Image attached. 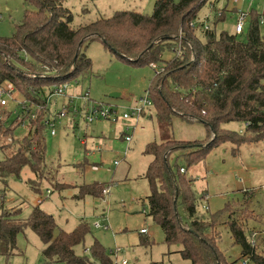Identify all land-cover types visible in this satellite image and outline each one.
Instances as JSON below:
<instances>
[{
	"label": "trees",
	"instance_id": "obj_1",
	"mask_svg": "<svg viewBox=\"0 0 264 264\" xmlns=\"http://www.w3.org/2000/svg\"><path fill=\"white\" fill-rule=\"evenodd\" d=\"M65 1L26 0L34 10L26 11L11 37H0V83L14 84L17 97L37 114L35 120L18 114L10 122L13 111L0 108V149L17 146L0 151V182L9 188L10 179H21L23 170L29 168L37 177L30 185L41 193L46 180L44 119L50 111L48 95L55 86L86 78L92 61L83 47L99 41L134 67L154 64L160 70L147 91L152 108L143 116L149 114L156 120L161 133H165L163 138L172 130L174 118L202 124L207 130V138L202 141L170 137L146 146L145 154L152 158L144 175L150 189L146 198L149 216L163 231L165 244L179 246L177 253L190 264H238L245 258H249V264H264V236L257 238L255 248L250 243L251 236L264 233V228L246 226L247 221L259 216L253 210L236 209L233 202L214 213L204 205L201 211L207 195L197 194L190 175L222 144L231 143L233 154L238 155L240 147L264 142V15L251 11L249 25L241 35L218 33V25L229 12L227 6L217 11L206 30L201 23L195 27L191 23L201 18L202 9L211 0H158L152 15L120 11L74 29V16L64 6ZM26 120L28 128L22 131L21 124ZM230 123H241L243 128L233 131L223 127ZM105 186H81L76 198H102ZM2 193L5 196V190ZM40 205L33 207L27 219L22 218L20 208L9 210L1 205L0 255L10 262L23 254L18 238L30 229L43 243L47 262L92 264L75 252L90 233L89 225L82 221L74 231L65 232ZM224 230L241 249L234 261L221 248ZM142 243L151 244L147 239ZM91 254L101 264H114L98 241Z\"/></svg>",
	"mask_w": 264,
	"mask_h": 264
},
{
	"label": "rangeland",
	"instance_id": "obj_2",
	"mask_svg": "<svg viewBox=\"0 0 264 264\" xmlns=\"http://www.w3.org/2000/svg\"><path fill=\"white\" fill-rule=\"evenodd\" d=\"M157 1L66 0L64 6L74 16L72 27L78 29L98 19L110 18L120 11L152 15ZM211 4L216 9L212 10ZM226 6L229 12L226 20L218 25V33L235 31L237 14L231 12L233 9L248 13L257 11L264 15V0H243L240 4H234V0H211L202 9L200 17L204 18L209 11H213L211 14L214 18L217 11ZM27 10L34 9L26 0H0V37H11ZM248 23L249 20L246 29ZM261 31L264 35V24H261ZM83 52L91 59L92 69L85 79L68 82L72 84L69 94L76 97L70 106L71 115L58 125L56 136L45 134L46 180L42 182L41 193L35 192L30 185L31 180L37 179L36 175L25 168L21 179H10L9 188L0 182V215L3 204L4 209L20 208L22 218L27 219L33 207L37 206V200L42 199V204L39 203L41 209L52 215L59 228L65 232L74 231L82 221L89 225L90 233L84 243L75 248V252L80 257L88 258L92 264H101L91 254L95 241L105 248L114 264H123L124 261L127 264H190L177 253L179 246L169 247L165 244L163 231L149 216L146 198L150 189L144 175L152 158L145 154V150L149 143H160L170 137L178 141H202L207 138L206 127L174 118L172 130L163 138L165 133H161L154 118H144L137 126V121L121 119L129 107L145 96L156 75L155 69L151 66L134 67L122 61L99 41L84 46ZM166 57L170 58L171 54L167 53ZM76 82L79 84L76 85ZM66 100L54 98L53 111H62V103ZM19 101L11 102L13 114L10 122L20 113V106L17 105ZM54 101L58 104L54 105ZM99 104L117 109L119 121L87 124V114ZM76 114L73 125L68 126ZM223 127L240 131L243 124L230 123ZM126 130L134 138L125 157L127 143L123 132ZM22 131H17L19 136ZM16 147L0 151L8 152ZM99 148L101 151H98ZM233 149L231 143L222 144L209 154L205 162L191 171L194 190L198 195L206 194L207 199L209 196L208 201L204 200L201 204L200 210L204 211L202 206L207 205L210 212L214 213L227 202H233L236 209L253 210L254 215L259 216L256 220L247 221V228H264V195L261 193V186H264V142L244 145L240 147L238 155L233 154ZM116 161H119L118 165H115ZM113 182L111 193L107 196L76 198L81 186L94 183L108 186ZM48 190L51 195L47 194ZM239 191L241 194H238ZM97 223L101 225L100 228L96 227ZM142 229H146L148 234L142 235ZM144 239L151 244L142 243ZM233 243L229 231L224 230L221 248L232 261L238 259L241 253L240 247ZM18 247L23 254L15 256L10 262L0 255V264H65L47 262L42 254L43 243L30 229L19 236Z\"/></svg>",
	"mask_w": 264,
	"mask_h": 264
},
{
	"label": "built area",
	"instance_id": "obj_3",
	"mask_svg": "<svg viewBox=\"0 0 264 264\" xmlns=\"http://www.w3.org/2000/svg\"><path fill=\"white\" fill-rule=\"evenodd\" d=\"M243 2V0H234V4H240ZM212 9V8H211ZM212 19L211 11L209 14L205 15L204 18H200L197 20V22L191 23V26L195 27L198 24H203L204 29H209L210 27V20ZM249 20V13L239 10L237 12V20L235 24V34L241 35L245 31L246 24ZM261 22L264 23V18H261ZM181 36L183 34L181 33ZM152 68L155 69L156 73L158 74L160 70H158L156 65H151ZM79 83L76 82V85ZM72 84L65 83L61 86H55L52 88L51 93L48 95L47 104H49L50 111L47 112V115L44 119L45 126H46V133H50L52 136H56L58 131L57 127L64 121L65 119H68L71 115L70 106L73 102V98H76L75 96H72L69 94V90L71 89ZM18 92L17 88L14 84L10 82L0 83V108L1 109H7L11 106V102L19 101L18 99ZM55 99H67L65 103H62V111L56 112L53 111L52 107V101ZM54 105H57L58 102L54 101ZM20 106V113L19 114H26L30 115L31 120H35L37 117L36 110L31 109L28 105H26L23 101H19L18 104ZM152 108V101L150 100L149 93L146 92L145 96L141 98L139 101H136L135 104L127 109L122 114V118L125 121L134 120L136 122V126L138 125V122L142 120L144 117L143 113L150 110ZM70 111V112H69ZM77 113V111H75ZM18 115V114H17ZM77 115V114H76ZM120 119L118 115V110L114 109L113 107H104L102 104H99L95 106L91 113H88L85 120L87 124H94L101 121H107V122H118ZM29 122L26 120L21 124L20 129L25 131L28 128ZM135 126V127H136ZM128 130L123 132L124 140L127 143V150L125 151V157L128 154V151L130 150V145L133 142V135H130L127 133ZM98 151H101L100 148ZM119 161L115 162V165H118ZM182 172L185 171L182 169ZM113 183L111 185H106L103 189V195L107 196L111 193ZM262 193L264 194V186H262ZM48 195H51V191H47ZM43 200L39 199L38 203L42 204ZM204 209L208 210V206L204 205ZM96 227L100 228L101 225L99 223L96 224ZM106 229L108 227H105ZM141 234H148V231L146 229L141 230ZM259 236H264V233H255L250 238L251 245L255 248L257 246V238ZM123 264H127L126 261L123 262ZM242 264H249V258H245L242 261Z\"/></svg>",
	"mask_w": 264,
	"mask_h": 264
},
{
	"label": "crops",
	"instance_id": "obj_4",
	"mask_svg": "<svg viewBox=\"0 0 264 264\" xmlns=\"http://www.w3.org/2000/svg\"><path fill=\"white\" fill-rule=\"evenodd\" d=\"M212 7H213V9L212 10H214L215 8H214V5H212ZM210 12V11H209ZM209 14V13H208ZM207 15V14H206ZM77 117V115H75V117L73 116V118L71 119L72 121H70V122H68V126H71V125H73V123H74V121H75V119L74 118H76ZM143 118V120H144V118L145 119H150V115L149 114H147L146 116H144V117H142ZM142 120V121H143ZM1 154V153H0ZM2 155V154H1ZM262 187V186H261ZM261 187H259V188H261ZM247 188V187H246ZM248 188H250V187H248ZM245 189V188H244ZM257 190V189H256ZM259 192H261V189L259 190ZM262 193V192H261ZM238 194H241V192L239 191V193ZM264 195V194H263ZM208 199H209V196H208ZM208 199H207V201H208ZM39 200V199H38ZM38 200H37V202H36V204H37V206L39 205V203H38ZM143 230V229H142ZM145 235V234H144Z\"/></svg>",
	"mask_w": 264,
	"mask_h": 264
}]
</instances>
